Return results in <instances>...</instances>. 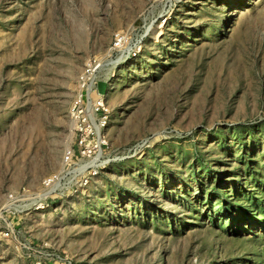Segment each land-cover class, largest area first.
I'll use <instances>...</instances> for the list:
<instances>
[{"label":"rangeland","instance_id":"1","mask_svg":"<svg viewBox=\"0 0 264 264\" xmlns=\"http://www.w3.org/2000/svg\"><path fill=\"white\" fill-rule=\"evenodd\" d=\"M0 230V264H264V0H0Z\"/></svg>","mask_w":264,"mask_h":264},{"label":"built area","instance_id":"2","mask_svg":"<svg viewBox=\"0 0 264 264\" xmlns=\"http://www.w3.org/2000/svg\"><path fill=\"white\" fill-rule=\"evenodd\" d=\"M89 87V86H88ZM93 87V86H90ZM73 115L79 120L78 127V142L77 145L81 151L82 157L91 158L95 154L97 147H93L89 139L94 136L95 130H106L111 122V111L107 107L106 102L103 100L90 102L89 99L80 98L77 100L73 107ZM98 123V124H97ZM73 158L71 153H67L65 157L66 163H70ZM94 162V161H92ZM57 177H53L46 183L47 186L51 185ZM22 198L19 195L11 194L7 201V205L11 207L23 206L26 203H33V198ZM0 236L8 237L9 232L0 230Z\"/></svg>","mask_w":264,"mask_h":264}]
</instances>
